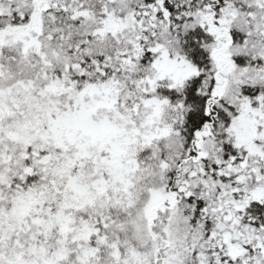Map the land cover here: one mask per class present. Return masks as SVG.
<instances>
[{
    "label": "snow or ice",
    "instance_id": "obj_1",
    "mask_svg": "<svg viewBox=\"0 0 264 264\" xmlns=\"http://www.w3.org/2000/svg\"><path fill=\"white\" fill-rule=\"evenodd\" d=\"M0 264H264V0H0Z\"/></svg>",
    "mask_w": 264,
    "mask_h": 264
}]
</instances>
